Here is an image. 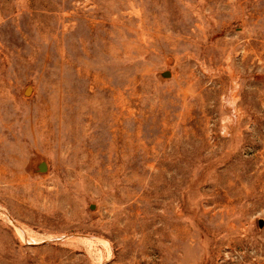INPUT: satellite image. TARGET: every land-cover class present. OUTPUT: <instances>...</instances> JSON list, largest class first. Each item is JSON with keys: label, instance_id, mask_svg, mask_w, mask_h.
Instances as JSON below:
<instances>
[{"label": "rangeland", "instance_id": "obj_1", "mask_svg": "<svg viewBox=\"0 0 264 264\" xmlns=\"http://www.w3.org/2000/svg\"><path fill=\"white\" fill-rule=\"evenodd\" d=\"M0 264H264V0H0Z\"/></svg>", "mask_w": 264, "mask_h": 264}]
</instances>
